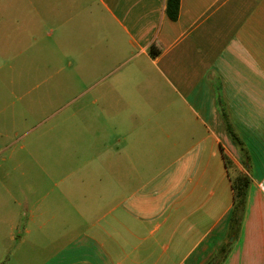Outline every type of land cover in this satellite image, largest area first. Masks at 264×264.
<instances>
[{
	"label": "crops",
	"instance_id": "obj_1",
	"mask_svg": "<svg viewBox=\"0 0 264 264\" xmlns=\"http://www.w3.org/2000/svg\"><path fill=\"white\" fill-rule=\"evenodd\" d=\"M165 9L166 0H0L1 32L10 15L14 31L59 32L61 48L81 49L91 79L82 93L110 117L94 129L121 145L108 170L143 176L134 188L61 187L17 235L12 213L6 238L0 199V264H214L225 244L221 264H264V0H180L175 20ZM241 173L251 182L232 234ZM6 240L26 262L5 259Z\"/></svg>",
	"mask_w": 264,
	"mask_h": 264
},
{
	"label": "rangeland",
	"instance_id": "obj_2",
	"mask_svg": "<svg viewBox=\"0 0 264 264\" xmlns=\"http://www.w3.org/2000/svg\"><path fill=\"white\" fill-rule=\"evenodd\" d=\"M11 19L4 16L0 31V199L5 238L12 213L19 218L17 235L27 225L31 209L43 219L44 205L59 198L61 187L134 188L143 182V176L113 175L108 170L115 167L121 145L102 135V128L94 129L93 124L103 126L110 117L98 109L91 90L82 93L91 79L86 78L90 65L81 62V49L61 48L59 32L49 35L43 29L34 33V39L14 31ZM28 226L34 231V224ZM5 244L9 246L5 259L26 262L21 255H11L16 241Z\"/></svg>",
	"mask_w": 264,
	"mask_h": 264
},
{
	"label": "trees",
	"instance_id": "obj_3",
	"mask_svg": "<svg viewBox=\"0 0 264 264\" xmlns=\"http://www.w3.org/2000/svg\"><path fill=\"white\" fill-rule=\"evenodd\" d=\"M179 1L180 0H166L165 11L167 16L172 20H175L178 16ZM158 52H159L158 48H155L153 45L150 46L149 53L152 56L157 55ZM218 91L219 90H217V105L219 107L225 127L233 142L237 145V147L239 148L245 159L248 160L249 157L245 145L234 129L226 113L225 106L222 102L221 94ZM250 182H251L250 177L246 173H241L232 177L233 208H232L231 218L229 221V228L232 234H237L238 232L245 209L247 190ZM229 249H230V244L223 245L214 257V264H221V262L226 258Z\"/></svg>",
	"mask_w": 264,
	"mask_h": 264
},
{
	"label": "water",
	"instance_id": "obj_4",
	"mask_svg": "<svg viewBox=\"0 0 264 264\" xmlns=\"http://www.w3.org/2000/svg\"><path fill=\"white\" fill-rule=\"evenodd\" d=\"M233 239V237H231V240Z\"/></svg>",
	"mask_w": 264,
	"mask_h": 264
}]
</instances>
